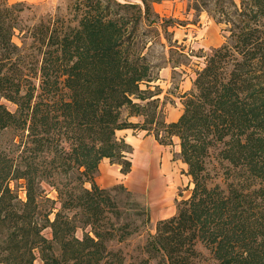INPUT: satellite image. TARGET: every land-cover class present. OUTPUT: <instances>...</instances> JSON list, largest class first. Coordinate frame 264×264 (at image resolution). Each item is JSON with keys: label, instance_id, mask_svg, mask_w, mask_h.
Segmentation results:
<instances>
[{"label": "trees", "instance_id": "16d2710c", "mask_svg": "<svg viewBox=\"0 0 264 264\" xmlns=\"http://www.w3.org/2000/svg\"><path fill=\"white\" fill-rule=\"evenodd\" d=\"M106 2L81 1L76 25L28 26L20 44L13 6L0 7V264H123L106 243L137 227L115 226L118 208L95 177L103 158L130 171L131 145L115 134L126 128L163 145L177 137L193 183L176 213L157 221L148 254L195 264L200 243L215 264H264V0H214L229 34L195 71L172 121L135 44L149 1ZM212 152L225 164V188L208 185ZM19 180L23 200L12 187Z\"/></svg>", "mask_w": 264, "mask_h": 264}, {"label": "rangeland", "instance_id": "374dc122", "mask_svg": "<svg viewBox=\"0 0 264 264\" xmlns=\"http://www.w3.org/2000/svg\"><path fill=\"white\" fill-rule=\"evenodd\" d=\"M81 1L83 0H51L39 4H26L22 2H10L0 0V7L13 6L12 17L18 29L15 30L12 40L20 44V32L28 26L41 21L54 23L64 22L76 25L81 13ZM107 0H102L106 2ZM120 4H134L143 8L142 0H114ZM148 20L139 24L134 32L135 44L141 54L152 65L151 84L157 85L160 92L153 98L161 103L163 113L167 121L176 120L183 111V93L193 87L195 71L204 65L205 58L212 49L223 44L229 34V23L226 17L221 21L214 0H162L150 2ZM230 0H226L229 3ZM239 3V0H231ZM204 2V3H203ZM108 3V2H106ZM124 9L111 4V10ZM134 9V8H133ZM229 9V6L225 10ZM132 11V9H131ZM135 11V9L133 10ZM142 89L145 84H141ZM154 91L156 89L151 88ZM6 106L13 110L14 105L3 100ZM138 118H130L136 121ZM117 138H123L131 145L128 158L131 162L130 171L126 174L120 171L121 166L116 162L105 159L96 174V183L108 190V193L118 208V215L112 217L115 226L129 223L130 227H137V231L118 240L114 238L107 241L106 249L116 253L114 258L121 259L123 264H141L146 260L148 264H165L163 258L152 251L148 254L150 245L156 232L158 220L168 218L176 213L180 200L188 199L193 183L186 173L187 165L182 161L179 153V139L172 138L171 144H159L152 134L131 128L117 131ZM149 142L157 148V168L161 169L164 162L169 164L171 177L164 175L166 186L173 187L165 197L160 198L151 195L147 180L141 181V156L136 145ZM207 169L209 173L208 185L218 183L225 188L226 182L222 172L225 164L221 163L212 152L208 157ZM24 181L14 182L15 189L20 199H25L23 190ZM47 197L56 198V191L47 184ZM52 218L53 215L51 214ZM119 231V230H117ZM45 234L50 237L49 229ZM119 233V232H118ZM78 237L82 236L81 229L76 231ZM199 252L195 264H215L209 251L200 243L196 244ZM35 264H40L37 258Z\"/></svg>", "mask_w": 264, "mask_h": 264}, {"label": "crops", "instance_id": "0c3cea01", "mask_svg": "<svg viewBox=\"0 0 264 264\" xmlns=\"http://www.w3.org/2000/svg\"><path fill=\"white\" fill-rule=\"evenodd\" d=\"M9 1L22 2L26 4H39L51 0H9ZM136 149L138 150L141 156V160H140L141 170H142L140 175L141 181H144L145 179L147 180L148 185L150 187L151 195H153L154 197L161 196L160 198L165 197L168 191H171L173 187V184L171 186H166L164 179V175L166 174L168 175L169 178L171 177L169 164L167 162H164L161 169L157 168L158 150L155 146H153V144L147 141L137 144ZM105 159L107 158H103L99 163V169H101L100 165Z\"/></svg>", "mask_w": 264, "mask_h": 264}]
</instances>
